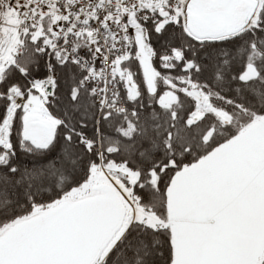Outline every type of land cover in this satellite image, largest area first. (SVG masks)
Returning a JSON list of instances; mask_svg holds the SVG:
<instances>
[{
    "label": "snow or ice",
    "instance_id": "1",
    "mask_svg": "<svg viewBox=\"0 0 264 264\" xmlns=\"http://www.w3.org/2000/svg\"><path fill=\"white\" fill-rule=\"evenodd\" d=\"M0 264H264V0H0Z\"/></svg>",
    "mask_w": 264,
    "mask_h": 264
}]
</instances>
